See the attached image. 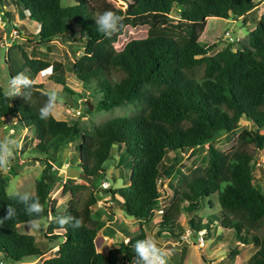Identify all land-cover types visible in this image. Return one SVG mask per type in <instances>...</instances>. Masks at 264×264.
<instances>
[{"label": "trees", "instance_id": "trees-1", "mask_svg": "<svg viewBox=\"0 0 264 264\" xmlns=\"http://www.w3.org/2000/svg\"><path fill=\"white\" fill-rule=\"evenodd\" d=\"M72 1L61 7L59 0H10L18 18L36 23L35 35L42 42L58 37L81 48L66 68L78 81L94 84L100 95L98 109L131 104L134 113L112 117L90 131L75 121L56 119L51 113L55 100L32 81L48 68V79L72 93L62 64L28 56L19 44L6 49L8 77L19 80L20 87L11 95L0 88V119L10 118L32 131V152L40 157L28 160L41 168L33 194H7L9 177L0 175V256L8 264L43 256L33 236L18 233L16 226L45 218L44 236L59 242L39 264H169L141 228L159 211L156 233L178 238L183 228L176 222L184 212L190 215L192 231H206L211 224L230 230L240 244L256 247L244 264H264V193L252 182L254 154L246 148H264V133H259L264 127V12L238 46L228 42L211 53L214 44L198 40L207 17L244 16L256 0H132L131 6L111 11L96 9L90 0ZM171 12L187 24V34L159 30ZM127 26L145 28L146 33L120 43ZM241 117L254 129L240 130L231 150L222 151L211 138L236 129ZM74 139L78 156L67 167L78 170L80 183L67 177L61 181L59 170L52 167L57 148ZM207 140L204 165L188 173L178 168L179 157H168L169 152L183 153ZM112 146L127 155L126 182L101 188L95 181L103 179V163ZM10 162L9 174L15 175L19 167ZM163 179L173 199L162 206ZM56 183L61 194L68 195L63 208L48 205ZM212 197L219 210L203 221L192 219L193 212L212 207ZM100 198H108L136 220L138 232L131 235L105 225L101 213L92 209ZM98 232L119 239L117 246L104 254L97 251ZM181 249L175 264H182L185 247ZM226 251L233 260L237 250ZM202 264L208 261L202 258Z\"/></svg>", "mask_w": 264, "mask_h": 264}, {"label": "rangeland", "instance_id": "rangeland-1", "mask_svg": "<svg viewBox=\"0 0 264 264\" xmlns=\"http://www.w3.org/2000/svg\"><path fill=\"white\" fill-rule=\"evenodd\" d=\"M96 9H106L107 11L116 8L123 9L126 5L131 6L132 0H90ZM72 0H59L61 7L72 5ZM264 12V0H256L254 9L244 16L235 19H223L217 17H207L205 25L200 33L198 40L213 43L214 46L210 52L222 48L226 43L232 42L234 46H238L240 41L245 39L247 31L250 30L255 23V20L260 13ZM187 24L175 16V13L168 15L165 25L159 27V30L170 32L173 34L184 33L187 34ZM37 25L26 18H18L16 10L10 0H0V88L7 94L11 95L19 87V80L16 79V85L12 86L8 77L7 63L5 52L11 44H19L28 56H36L46 59L49 62H60L65 71V84L72 91L67 93L61 90V85H58L48 79L49 69H44L36 74L33 83L41 84L42 91L47 93L55 100L53 106V115L56 119H62L69 123L75 121L85 131H90L94 126H97L104 121L117 116H128L134 113L131 104H121L117 107H112L107 110L98 109L96 101L100 95L94 91V84L82 83L76 77L67 71L68 63L74 59L80 52V47L77 44H69L66 41L62 42L58 37H53L51 40L42 42L36 34ZM146 29L142 27L130 28L126 27V32L120 38V43L128 39L141 38L145 35ZM114 44L115 49H119L121 44ZM66 69V70H65ZM19 81V82H18ZM91 105V109L86 111L87 104ZM88 107V106H87ZM79 113L76 115L75 111ZM11 121L10 119L8 120ZM4 122L0 119V130L6 132L12 130V139L6 133L0 134V175L8 176L5 183L4 190L7 194L22 193L33 194L34 184L40 171V164L38 162H30L31 157H40L39 154L33 153L32 148L35 142L31 130L19 128V126H10L4 128ZM253 130L251 123L244 117H241L238 127L230 132L216 133L211 138L218 147L228 152L236 144L237 134L240 130ZM259 133H264V127L259 128ZM210 140V139H209ZM77 139L71 140L65 147L59 146L54 152L53 168H59V172L63 171L65 165H71L76 160L78 154L77 150L73 149V145ZM208 140L201 146L195 147L186 152H169L168 157H179L178 168L184 173L196 167L204 165L205 149ZM247 149H250L254 154L252 182L258 185L264 193V148L257 150L252 148V145L247 144ZM9 152V153H7ZM127 155L122 153L119 149L116 150L112 146L109 158L103 163L104 172L103 179L96 183L101 186V181L105 180L109 187H119L126 182V174L128 167L125 164ZM11 160L19 167L17 174L10 175L9 169L12 164ZM29 161V162H28ZM9 174V175H8ZM74 182H83L77 175L72 178ZM171 183L175 182V174L171 177ZM167 179H163L159 183L160 190V205H167L173 199L171 190L166 187ZM105 188V187H101ZM211 198L212 207H206L201 211L193 212L192 219H203L207 213L219 210V205L215 199ZM68 195L61 194L59 184H55L49 192L48 205L56 208H63L67 202ZM93 210H98L101 213V219L105 225L113 228L115 231L123 229L133 235L138 232V223L132 217L126 215L118 207H116L108 198H100L92 207ZM160 216L159 211H156L149 221L142 223L141 228L146 234V239L149 242L158 244L164 249L169 264H175L178 259V254L182 252L181 248L185 247V259L183 264H202L204 257L209 261V264H244V260L253 250L252 245L238 244L230 230L219 231L217 228H210L209 235L204 234V231L195 232L188 227V218L190 215L180 212L179 222L182 228H188L190 233L186 236V240L177 244H172L178 240L168 236L165 233H156L157 220ZM47 226L45 218L38 220L20 223L16 226L18 233L30 234L34 238V244L44 249L45 253L41 257L25 259L22 264H39L42 259L49 257L56 249L55 244L59 242L48 240L44 236V231ZM203 235V246L198 247L197 236ZM119 239L113 236H105L97 233L94 238L95 249L102 254L106 253L107 249L116 247ZM217 243V245H215ZM226 246L236 249L238 252L237 258L230 261L227 258L228 251ZM51 247V249H49ZM245 255V256H244ZM244 257V260L243 258ZM3 264H8L1 256Z\"/></svg>", "mask_w": 264, "mask_h": 264}, {"label": "crops", "instance_id": "crops-1", "mask_svg": "<svg viewBox=\"0 0 264 264\" xmlns=\"http://www.w3.org/2000/svg\"><path fill=\"white\" fill-rule=\"evenodd\" d=\"M51 113H52V115H53V107H52V109H51ZM54 116V115H53ZM10 118H5V119H1V120H3V122H4V128L6 127V126H10V129L11 128H13V126H16L15 125V121L14 120H11L10 122L8 121ZM22 129V128H21ZM24 131H26V129H24ZM7 132V134L9 135V138H13V137H11V135H12V130H7L6 131ZM6 132H3L2 130H0V134H4V133H6ZM14 139V138H13ZM12 139V140H13ZM65 145V147L68 145L67 143L66 144H64ZM61 147H63V145L61 146ZM7 153H9V152H7ZM63 165H65V168L64 169H66L67 168V164L65 163V164H63ZM56 169H58V170H60L58 167L56 168ZM63 169V170H64ZM218 211V210H217ZM215 212V211H214ZM210 213H212V212H209V213H207L206 215H208V214H210ZM179 217V216H178ZM201 221H203V219H201ZM182 224L179 222V219H177V222H176V226H180V227H182L181 226ZM209 227H212L213 229H214V227L215 228H217L219 231H224L225 229H222L221 227H219V226H217V225H215V224H211ZM157 230V229H156ZM184 230V229H183ZM202 231V233H203V231H204V234H206V235H209V231H210V228H208V229H206V231L205 230H201ZM227 231V230H226ZM100 233V232H99ZM161 233H164V232H161ZM102 234V233H101ZM181 235H183V232L181 233ZM181 235L177 238L178 240H176V241H174L172 244H177V243H179V242H181V241H183L180 237H181ZM179 240H181V241H179ZM237 241V240H236ZM151 243V242H150ZM153 243V242H152ZM237 243L238 244H240L238 241H237ZM154 244V243H153ZM95 245V244H94ZM156 245V244H155ZM215 245H217V243L215 244ZM245 245H249V244H245ZM250 245H252V244H250ZM56 246V245H55ZM161 251H162V253L164 254V256L166 257V259H167V256H166V254H165V252H164V249L162 248V247H160L158 244L156 245ZM253 246V250L249 253V254H247L246 253V256H250L252 253H253V251L255 250V246L254 245H252ZM228 246H226V248H227ZM226 248H225V250H226ZM230 248V247H229ZM49 249H51V248H49ZM238 252V251H237ZM238 254V253H237ZM237 254L234 256V259L233 260H231V261H234L235 260V258H237ZM245 256V255H244ZM247 257V258H248ZM204 258V257H203ZM243 258V260H244V257H242ZM247 258H246V260H247ZM184 259H185V256H184V258H183V260H182V264H183V261H184ZM246 260H244V263H245V261ZM167 261H168V259H167ZM208 261V260H207ZM18 264H22V263H18ZM153 264H160L159 262H157V263H155V262H153ZM208 264H209V261H208Z\"/></svg>", "mask_w": 264, "mask_h": 264}, {"label": "built area", "instance_id": "built-area-1", "mask_svg": "<svg viewBox=\"0 0 264 264\" xmlns=\"http://www.w3.org/2000/svg\"><path fill=\"white\" fill-rule=\"evenodd\" d=\"M10 83H11L12 86L16 85V81L15 80L14 81H11ZM78 113L79 112L76 110L75 111V114L77 115ZM61 178H62L61 181H63L64 176L61 177ZM100 185H101V187H105V188L108 187L107 182L105 180L101 181V184ZM189 233H190V231H189L188 228L184 229L183 230V235H181L180 238L185 241L186 240V236H188ZM202 237H203L202 234H200L199 236H197V243H196V245L198 247H202L203 246V238ZM0 264H3V260L2 259H0Z\"/></svg>", "mask_w": 264, "mask_h": 264}, {"label": "water", "instance_id": "water-1", "mask_svg": "<svg viewBox=\"0 0 264 264\" xmlns=\"http://www.w3.org/2000/svg\"><path fill=\"white\" fill-rule=\"evenodd\" d=\"M171 13H174V12H171ZM230 17L228 16L227 19H229ZM88 106V109H91V105L88 103L87 104ZM250 168L252 169L253 168V164H251ZM78 170L74 167H67L66 169H64L63 171H61L59 173V176L60 177H67V178H73L75 177L77 174H78Z\"/></svg>", "mask_w": 264, "mask_h": 264}, {"label": "clouds", "instance_id": "clouds-1", "mask_svg": "<svg viewBox=\"0 0 264 264\" xmlns=\"http://www.w3.org/2000/svg\"><path fill=\"white\" fill-rule=\"evenodd\" d=\"M230 17V16H229ZM230 19V18H229Z\"/></svg>", "mask_w": 264, "mask_h": 264}]
</instances>
